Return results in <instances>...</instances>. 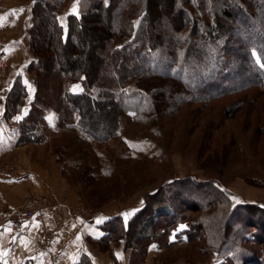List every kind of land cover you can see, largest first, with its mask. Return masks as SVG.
I'll return each instance as SVG.
<instances>
[{
  "label": "rangeland",
  "instance_id": "obj_1",
  "mask_svg": "<svg viewBox=\"0 0 264 264\" xmlns=\"http://www.w3.org/2000/svg\"><path fill=\"white\" fill-rule=\"evenodd\" d=\"M180 1L177 0L178 4ZM65 3L67 0L59 11ZM155 3L160 16L152 27L146 29L144 23L134 19L126 22L125 27L130 34L138 30L150 33L153 28L152 32L161 38L163 46L135 59H126L127 64L137 60L141 71L172 75L190 88L197 89L215 77L226 51L252 59L251 46L240 28L216 42L195 39L192 50L187 49L189 38L185 32L181 44L171 49V17L174 13L168 9L167 0H156ZM187 8L193 14L189 5ZM234 18L236 16L231 20L223 19L230 24ZM40 35L45 41V32ZM0 37L6 36L0 34ZM93 41L90 40L91 43ZM52 48L58 56L61 55L55 40ZM50 71L46 77L47 94L42 95L43 102L54 101L55 97L49 86L58 76ZM5 73L6 69L2 76ZM79 75V72L75 73L76 77ZM72 85L75 125L60 126L63 130L59 135L50 134V142L43 147H34L39 143L27 142L30 145L27 152L36 160V165L43 163L45 168L49 166L47 157H55L63 180L71 184V191L78 196L75 202L67 204L71 211L77 212L71 213L73 216H84L109 207L128 211L142 202L143 206L146 194L156 193L160 187L163 188L161 194L149 198V201H164L167 196L180 195V192L182 196L186 194L196 204L189 200L187 205L181 203L180 209L179 202V205L175 204V210L180 213L179 210L188 207L186 214L197 226L200 223L198 220H202L205 227L200 235L204 236V241L164 247L152 260L154 264H212L217 256L209 261V251H216L219 241L225 239L223 234L228 236L225 239L227 249L229 247L232 252L244 233L255 232L251 228L254 223L264 227V94L256 98L251 95L243 100L240 94L226 96L207 106L184 104L176 112L159 117L146 94L129 98L121 93L117 99L88 104L86 100L73 97L79 93L80 96L85 95L78 84ZM46 120L47 124L43 122L39 125L43 133L52 129L49 125L55 123V114L47 116ZM76 126L99 138L105 134L111 137L104 142L93 143L83 138ZM0 130L18 134L19 125L11 119H2ZM93 163L97 166L90 165ZM34 193L39 192H33L27 198ZM210 200L214 205L207 211L199 213L194 210L196 205H205ZM237 204L242 207L236 212L241 211L233 214L228 223L227 215ZM246 224L250 228L244 229ZM139 228L135 226L132 239ZM258 230L260 232V228ZM123 233L120 231L115 239L120 240ZM245 239L241 243L246 244L251 239L252 243L246 245L264 256L263 233H253ZM205 242L212 247H207ZM234 252L237 254V251Z\"/></svg>",
  "mask_w": 264,
  "mask_h": 264
},
{
  "label": "trees",
  "instance_id": "obj_2",
  "mask_svg": "<svg viewBox=\"0 0 264 264\" xmlns=\"http://www.w3.org/2000/svg\"><path fill=\"white\" fill-rule=\"evenodd\" d=\"M64 1L34 0L32 4L28 33L29 50L34 58L28 65V71L33 75L35 90L28 112L18 122V144L43 142L46 135L39 123L46 121L49 113L56 116L52 130H58L65 124L75 125L74 105L69 99L73 83L78 84L82 94L93 102L114 100L121 93L129 98L146 94L159 117L176 112L184 104L197 103L207 106L226 96L240 94L243 100L251 95L256 98L264 94V68L260 67V64L264 63V0H182L180 4L177 0H167L168 9L174 13L171 17V49L181 44L182 34L185 32L189 38L187 49L192 50L195 39L216 42L237 28L243 30L251 46L252 59L226 51L215 77L197 89L190 88L172 75L141 71L140 62L137 60L128 64L126 62V59H135L138 55L148 54L163 46L161 38L152 32L153 28L150 33L148 30L145 34L138 30L130 34L125 27V23L133 19L144 23L146 29L152 27L153 22L160 16L156 0H79L81 9L67 16L66 34L63 36L57 15ZM187 5L193 9V14ZM216 5L222 8H217ZM233 16L237 19L234 18L230 24L223 19L231 20ZM44 32L45 41L40 35ZM91 39L94 40L92 43ZM53 40L60 47V56L52 48ZM0 56H4V50ZM48 70L55 72L58 78L49 86L55 96L54 101L43 102L42 95L47 94L45 88ZM76 72L80 73L79 77L75 76ZM27 97L26 85L21 75H18L7 93L0 96V102L4 105L1 119L9 120L20 114ZM76 130L83 138L93 143L104 142L111 137L110 135L99 138L77 126ZM90 165L97 166L96 163ZM171 183L173 182L169 184ZM162 190L160 187L156 193L146 194L143 206L126 225L121 216L107 220L102 226L105 234L100 239L93 240V243L101 251L110 250L112 244L119 243L115 236L124 226L121 240L124 249H130L129 264H144L152 245L155 249L162 250L164 247L204 241V236L200 235L205 227L202 220H198L200 223L197 226L186 214L188 207L179 210L180 213H177L174 207L180 202L178 205L181 209V203L187 205L190 200L196 204L195 200L186 197V194L182 196L180 192V195L178 193L172 197L167 196L164 201H149V198L158 197ZM213 205L210 200L205 205H196L194 210L201 213ZM241 207L237 204L231 209L227 215L228 223L233 214L237 215L241 211L240 209L236 212ZM248 224L253 226L251 222ZM248 224L244 225V229L250 228ZM135 226L140 228L132 239ZM258 227L254 223L251 228L255 232L249 234L241 229L245 235L240 237V242L237 247L232 248V252L229 247L227 249L228 236L223 234L226 240L219 241L220 245L216 251H209V261L216 255L213 264H264V256L261 257L255 248L250 250L251 246L246 245L252 243L251 239H248L246 244L241 243L245 242V236L249 238L250 234H264V227H259L260 232ZM205 243L207 247H212L209 242ZM203 248L207 250L205 246ZM234 251H237L238 255ZM75 264L92 263L83 255Z\"/></svg>",
  "mask_w": 264,
  "mask_h": 264
},
{
  "label": "crops",
  "instance_id": "obj_3",
  "mask_svg": "<svg viewBox=\"0 0 264 264\" xmlns=\"http://www.w3.org/2000/svg\"><path fill=\"white\" fill-rule=\"evenodd\" d=\"M33 1H0V17H5L0 20V34L5 35L9 40L4 48L7 66L5 75L0 77V96L7 93L18 75H21L28 91L27 101L21 113L11 118V121L17 124L28 112L35 90L33 76L28 71V65L34 58L29 50L28 33ZM78 9L79 0H67L62 10L59 11L57 19L62 27L63 36L66 34L67 16L77 13ZM72 86L69 99L73 102L71 100ZM79 94L73 97L86 100L88 104L89 102L95 103L87 96ZM3 110L4 105L0 104V121ZM46 121L44 122L47 124ZM40 125H43V121ZM83 125L86 126L85 121ZM49 129L45 131L46 135L49 134L45 142L35 144L34 147L47 145L52 134L57 136L63 130ZM18 137L19 131L18 134H10L0 130V210L5 214H10L33 192H39L47 201L63 206L58 213L43 212L40 221H12L0 228V261L2 264H75L83 255L87 256L92 264H129L130 249H124L123 240L120 239L118 244H112L111 249L107 251H101L93 240H98L105 234L103 224L115 216H121L126 225L134 213L142 207L143 202L128 211L118 207H109L84 216H73L67 204L75 202L78 196L71 191V184L63 180L59 171L61 170L60 164L56 162L54 156H49L47 157L49 163L47 168L38 161L39 166L36 165V160H33L31 154L27 152L30 145L18 144ZM123 230L124 226L121 231ZM47 232H52V235L48 236ZM160 252L161 250L155 249L153 245L150 246L144 264H154L152 260Z\"/></svg>",
  "mask_w": 264,
  "mask_h": 264
},
{
  "label": "built area",
  "instance_id": "obj_4",
  "mask_svg": "<svg viewBox=\"0 0 264 264\" xmlns=\"http://www.w3.org/2000/svg\"><path fill=\"white\" fill-rule=\"evenodd\" d=\"M8 43H9L8 38L0 37V53L4 50V48L8 45ZM6 64L7 63L5 57L0 56V77L3 75L6 69ZM45 211L58 213L60 211V207L50 204L49 201H47L41 194L34 193L29 198H27L20 206L15 208L10 214H5L4 212L0 211V228L6 226L9 222L12 221L13 222L19 220L40 221L42 219V214ZM71 213H77V212L71 211ZM47 235L51 236L52 232H47ZM0 264H2L1 261Z\"/></svg>",
  "mask_w": 264,
  "mask_h": 264
},
{
  "label": "snow or ice",
  "instance_id": "obj_5",
  "mask_svg": "<svg viewBox=\"0 0 264 264\" xmlns=\"http://www.w3.org/2000/svg\"><path fill=\"white\" fill-rule=\"evenodd\" d=\"M74 9H75V5H74ZM22 11V10H21ZM5 17H0V20H3ZM260 67L264 68V63L260 64ZM127 215V214H126Z\"/></svg>",
  "mask_w": 264,
  "mask_h": 264
}]
</instances>
